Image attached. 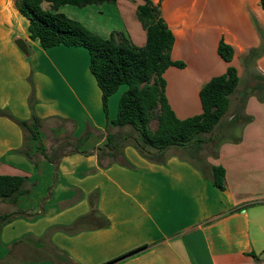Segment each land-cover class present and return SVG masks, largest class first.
<instances>
[{
  "label": "crops",
  "instance_id": "crops-1",
  "mask_svg": "<svg viewBox=\"0 0 264 264\" xmlns=\"http://www.w3.org/2000/svg\"><path fill=\"white\" fill-rule=\"evenodd\" d=\"M153 1L175 35L173 59L185 63L164 73L179 118L201 114L203 85L230 65L238 69L225 124L214 129L216 150L203 163L185 152L192 146L170 149L164 163L143 156L131 127L108 122L88 49L44 48L31 38L16 1L0 0V110L29 123L38 117L41 132L63 126L80 142L50 160L27 128L0 113V175L27 178V193L16 203L0 200L10 204L0 215H13L0 227V264H104L139 247L110 264H264V97L252 93L254 78L264 75V52L249 56L264 41L261 0ZM139 3L98 4L99 15L121 22L95 33H121L145 46ZM42 5L52 10L51 2ZM93 5L77 10L66 4L58 11L90 29L82 16ZM222 39L234 48L231 62L218 52ZM127 88L111 95L109 120ZM109 133L118 136L128 165L122 155L113 159L100 150ZM50 145L43 143L47 152ZM212 165L225 168L224 189L211 182ZM94 192L103 217H91L75 232L64 229L91 213Z\"/></svg>",
  "mask_w": 264,
  "mask_h": 264
},
{
  "label": "trees",
  "instance_id": "trees-1",
  "mask_svg": "<svg viewBox=\"0 0 264 264\" xmlns=\"http://www.w3.org/2000/svg\"><path fill=\"white\" fill-rule=\"evenodd\" d=\"M18 10L29 19V31L32 39H39L44 48L65 44L82 46L90 54V70L94 74L102 90L103 110L108 122L113 126L131 127L137 136L133 143L143 156L155 162L164 163L172 148L199 146L206 141L205 134L212 133L227 113L231 95L237 91L240 82L238 69L230 65L227 72L214 76L201 89L200 97L203 112L187 118H179L169 103L166 95L165 71L170 66L184 67L183 61L172 57L175 35L162 16L160 4L153 0H141L138 4V17L146 29L147 43L140 47L121 33H112L104 38L91 31L83 23L59 12L61 5L85 7L90 4L113 3L117 0H15ZM49 1L52 10H47L42 3ZM264 8V0H261ZM121 38V39H120ZM264 39V34H263ZM218 52L223 59L231 62L235 51L233 46L223 39L219 43ZM263 44L250 51L249 56L262 54ZM123 84L128 85L119 102L117 117L109 120L110 97ZM0 113L16 120L31 132V136L39 142L41 120L34 116L32 123L15 118L8 111ZM156 119L158 124L152 129L151 123ZM117 135L108 134L105 149L113 159L122 155L121 144ZM38 148L50 160L44 146ZM122 162L128 165L124 158ZM210 180L218 188H225L226 172L221 165L210 166ZM26 177L18 175H0V200L16 203L18 198L27 193L24 189ZM98 192L90 196L91 213L79 218L67 231L75 232L86 225L88 220L102 214L97 208ZM12 214L0 215V227L12 218ZM108 224L106 219L105 224ZM143 247L135 248L125 254L105 262L129 257Z\"/></svg>",
  "mask_w": 264,
  "mask_h": 264
},
{
  "label": "rangeland",
  "instance_id": "rangeland-1",
  "mask_svg": "<svg viewBox=\"0 0 264 264\" xmlns=\"http://www.w3.org/2000/svg\"><path fill=\"white\" fill-rule=\"evenodd\" d=\"M98 6H99L98 4H94L89 9H86L87 12H90V11L91 12L85 13L86 16L85 17L82 16V17H83L85 23H87V25L90 27L91 31L93 30L94 32H97L99 34H103L105 32H109V28H111L112 26L118 25V23H120L121 21H118V19L115 18L114 16L110 17L108 15H103V16L99 15L98 9H97ZM74 8H76L77 10H84V9H81L80 7H77V6H74ZM110 32H111V30H110ZM254 82L255 83L252 87H255L256 89L253 88L254 90L253 91L250 90L249 92L252 91L253 94L264 97V87H263L264 75L259 73L258 76L256 78H254ZM250 89H252V88H250ZM225 119H226V117H225ZM157 124H158L157 120L154 119L152 121V127L156 128ZM224 124H225V122L223 119V121L220 122V125H224ZM60 125H63V124H60ZM218 130L219 129L216 130L217 133H218ZM39 132H40L41 138H40L38 143H41L42 145H43V143H46V144L51 143V145H50L51 147L48 149L49 152H47V151L46 152L50 156H52L53 159H54V155L56 154V152H57V154H62L64 152H68L70 150L72 151V150L76 149L77 146L80 144V142L78 141V139L75 136H73L69 133L67 134L68 130L66 131L65 129H63V126H58L54 129H48V130L46 129V131H42V132L39 131ZM216 132L214 131L212 133L205 134L204 136H205L206 141L204 143H202L199 146H194L190 149H186L185 152H187L189 154L192 153L191 157L193 159H195L194 158L195 155H193V153H196L199 156V158H201V160L196 158L198 160V161L197 160L196 161L199 163H203L202 160L209 161V158L211 156H213V153L216 150V146H215V141L217 139V137H216L217 133ZM43 135H44V138H43ZM135 136H137V133ZM224 136H222V137H224ZM222 137L220 138V140L223 139ZM50 140H54L55 142L52 143ZM103 146H105V145L103 144ZM45 150H47V149H45ZM190 151H192V152H190ZM189 154H187V155H189ZM8 208H10V204H8V203L7 204H4V203L0 204V214L2 212H4L5 209H8Z\"/></svg>",
  "mask_w": 264,
  "mask_h": 264
},
{
  "label": "water",
  "instance_id": "water-1",
  "mask_svg": "<svg viewBox=\"0 0 264 264\" xmlns=\"http://www.w3.org/2000/svg\"><path fill=\"white\" fill-rule=\"evenodd\" d=\"M23 49L27 52L28 50H27V48H26V46H23Z\"/></svg>",
  "mask_w": 264,
  "mask_h": 264
}]
</instances>
